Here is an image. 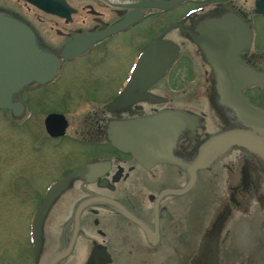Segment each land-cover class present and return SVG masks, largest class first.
I'll return each instance as SVG.
<instances>
[{"label": "flooded vegetation", "instance_id": "1", "mask_svg": "<svg viewBox=\"0 0 264 264\" xmlns=\"http://www.w3.org/2000/svg\"><path fill=\"white\" fill-rule=\"evenodd\" d=\"M43 2L44 7L30 0H0V9L31 26L43 42L57 52L62 61L58 80L67 72L68 82L74 78L77 84L81 82L79 89L67 86L64 97L71 98L79 94L75 90H85L83 95L88 99L104 100L100 111L89 113V117L85 115L81 128L70 135L69 140L73 142L66 140L70 127L67 114L68 124L62 136H50L45 124L44 131L47 137L73 145L81 153L88 151L82 163L68 173L97 159H111L112 166L94 182L75 180L59 196L55 218L51 217L50 224L48 218L46 220L44 230L47 231L48 224L50 232L48 235L47 231L48 238L37 264H47L57 251L70 247L76 222L71 208L78 205L83 210L81 221L79 219L80 233L70 252L56 264H90L89 260L94 257H99L102 264H209V260L215 258L211 264H264V157L241 145L231 146L209 166L198 170L193 188L179 192L177 190L185 187L188 180L184 169L169 162L146 166L132 154L115 148L107 138V126L116 118L107 103L121 93L152 44L158 38L169 40V37L178 45V53L167 66L165 75L157 81L153 93L168 100L147 104L142 115L179 106L195 108L210 122L212 131L217 132L227 117L225 109L218 111L214 105L216 75L194 37L202 35L206 24L223 25L227 19L240 24L244 21L251 43L237 56L247 67L264 72V44L259 40L258 30V25L264 21V6H259L258 0H254L250 9L242 7L239 0ZM153 2L160 6H153ZM176 23L182 26L175 27ZM76 42L81 44L74 46ZM73 46L74 54L66 55L65 51ZM181 64H193L203 72L193 70L181 88L172 87L171 74ZM110 66L125 67L119 81L121 85L114 86L112 93L105 83L111 76L107 72ZM85 67L90 68L85 71L88 73L80 74L79 70ZM94 75L97 81L90 83L89 89ZM161 80L165 81L164 86L160 85ZM199 85L203 90L196 100L191 99L196 103L204 100L205 110L189 106V98L183 103L173 102L172 96ZM32 92L27 88L20 94L26 113L31 111ZM243 93L253 105L264 109V85L251 84ZM138 105H132L133 115ZM65 111H48L45 116L51 112L65 114ZM205 128L206 125L196 127L194 133L182 136L177 142V154L190 160L196 158L200 138H195ZM208 132L211 130L204 132L206 137ZM214 182L218 183L213 186ZM46 191L45 188L44 194ZM55 222L59 224L52 226ZM216 227L220 228V234L214 237ZM206 240L210 246L217 247V252L208 257L204 247ZM103 249L109 254L108 260L100 258Z\"/></svg>", "mask_w": 264, "mask_h": 264}, {"label": "water", "instance_id": "2", "mask_svg": "<svg viewBox=\"0 0 264 264\" xmlns=\"http://www.w3.org/2000/svg\"><path fill=\"white\" fill-rule=\"evenodd\" d=\"M151 4L160 6L157 2ZM226 22L228 24H206L202 35L194 38L216 75L214 105L218 111L225 109L223 112L227 118L239 116V123H233V127L238 124L240 127L210 134L205 142H201L203 137L196 136L195 139L200 138L198 153L196 158L190 160L177 154V142L186 133H194L196 127L207 126L209 122L202 120L199 115L181 109L165 108L152 116L142 115L138 119L122 120L123 112L132 109V105L140 99L152 102L168 100L146 92L149 86L163 77L167 66L178 53V45L163 38H158L145 53L140 64L142 66L137 68L128 88L107 106L116 117L107 126V138L113 146L131 153L146 166L169 162L182 167L188 174V182L184 188L177 190L179 192L191 189L197 181L198 170L209 166L233 145H241L253 154L264 157V109L250 104L242 94V89L246 86L264 85V72L247 67L237 56L238 52L251 43L248 25L244 21L240 24L227 19ZM176 26L182 25L176 23ZM60 65V56L43 44L29 25L10 12L0 9V108L7 107L15 115L21 116L25 111V104L20 99L19 92L34 83L44 84L50 81L59 72ZM234 110L236 114H229V111ZM66 121L63 114L49 115L46 119L49 133L53 136L64 133ZM111 166V159H97L63 176L51 186L34 218L33 243L36 258L43 250L44 220L59 196L75 180L94 182ZM126 214L130 215L128 212ZM75 235L76 232L73 240ZM70 247L55 256L49 264H55L65 257ZM213 261L216 258L210 259L209 264Z\"/></svg>", "mask_w": 264, "mask_h": 264}, {"label": "rangeland", "instance_id": "3", "mask_svg": "<svg viewBox=\"0 0 264 264\" xmlns=\"http://www.w3.org/2000/svg\"><path fill=\"white\" fill-rule=\"evenodd\" d=\"M239 2L242 7L250 9L253 7L254 0H239ZM258 30H260L259 40L264 44V21L258 25ZM124 68V66L108 67L107 72H110L111 76L105 83L109 86L111 93L114 91V86L121 85L119 81ZM88 69L90 68L85 67L79 70V73H88L85 72ZM193 70L203 72L193 64L189 66L181 64L173 70L172 87L181 88L182 83L189 79ZM65 74L62 79L46 86L40 85L30 89L33 90L29 99L31 114L27 113L26 124H24L25 120L15 121L13 124L9 113L0 110V264H33L29 241L28 219L32 214L30 212L36 208L38 201L42 198L43 188L46 186L48 189L52 183H49L50 181L57 180L68 173L74 166L82 163L83 157L88 154V151L86 154L81 153L77 147L68 146L64 141L61 143L62 141L47 137L44 131L46 112L66 110L70 119L67 132L69 137L66 140L71 143L73 141L69 140L70 135L81 128L85 115L89 117V113L100 111L103 107V99H88L89 97L83 95L85 90L84 92L75 90L79 94L71 98L64 97V89L67 86L71 89L75 87L79 89L81 84V82L77 84L75 78L68 82L67 72ZM96 81L95 75L90 78L89 89L90 83ZM164 84L165 81L161 80L160 85L164 86ZM203 88L201 85L191 86L184 93L172 96L173 102L183 103L186 98H189V106H198L205 110L204 100H199L197 103L193 101L197 99ZM217 183L214 182L213 186ZM58 207L59 205H56L49 216L48 224L51 222V217L55 218L54 214H57ZM48 224L49 235L50 225Z\"/></svg>", "mask_w": 264, "mask_h": 264}, {"label": "bare ground", "instance_id": "4", "mask_svg": "<svg viewBox=\"0 0 264 264\" xmlns=\"http://www.w3.org/2000/svg\"><path fill=\"white\" fill-rule=\"evenodd\" d=\"M240 9V8H239ZM234 11H236L235 9H233V12ZM239 12H241V11H239ZM243 14H240V18L241 19H243ZM103 34L104 33H98V35L99 36H103ZM105 35V34H104ZM40 37V36H39ZM40 39H41V41L43 42V38H41L40 37ZM169 40H170V37H169ZM183 42L185 43V44H187L188 43V41L187 40H184L183 39ZM44 43V42H43ZM142 66V65H141ZM140 66V67H141ZM156 85H157V82H155V83H153L151 86H149L147 89H146V92H148V93H154V90H155V88H156ZM139 103V105L137 106V110H136V113H135V115H133L132 114V109L130 108L129 110H126V111H124V112H126V114L125 115H121V118H122V120H127L128 121V118H127V114L129 115V116H131L132 118L131 119H138L139 117H143L142 116V113L145 111V108L147 107V104H155L156 102H152V101H150V100H147V99H140V101H138V102H136L135 104H138ZM190 107H185V106H179V107H172V109H181V110H184V111H190V112H192V113H195L196 115H199L200 117H201V119L202 120H205L204 118V116L202 115V113L201 112H197L196 110L197 109H195V108H190ZM4 111H5V113H9V115H10V117H11V119H12V121H13V124H14V122L15 121H18L19 119H22V118H24L25 117V111L22 113V115L21 116H17V115H15L14 114V112H13V110L12 109H9V108H7V107H4V108H2ZM233 109V108H232ZM161 111V110H160ZM158 113V112H157ZM138 114L140 115V116H138ZM156 113H154V114H149V115H146V116H152V115H155ZM229 114H236V112H235V110L234 111H229ZM204 117V118H203ZM207 121V120H206ZM207 122H209V121H207ZM224 125H221V126H219L218 127V129H217V132L218 133H220V132H223V131H226V130H229V129H232V128H238V127H240L239 126V124L238 125H236V126H234L233 127V123H239V116H231V117H229V118H226L225 120H224ZM207 130H211V132H208V134H207V136L208 135H210V134H215V133H217V132H213L212 130H213V128L211 127V125H210V122L207 124V126H206V128L205 129H203V131L204 132H207ZM204 132H201L199 135H198V137H203L202 138V140H201V142L203 141V142H205V139L207 138L206 137V134L204 133ZM182 168V167H181ZM183 169V168H182ZM45 188H46V186L44 187V190H45ZM44 190H43V192H44ZM43 194L44 193H42V196H43ZM61 196V195H60ZM55 204H56V202L54 203V205L51 207V209L49 210V212H48V214H47V216H46V218H45V220H44V227H45V225H46V220H47V218L49 219V215L51 214V210L53 209V207H55ZM76 206H73L72 208H71V214H73L74 213V215H75V219H76V222H75V227H74V230H73V233H72V238H71V243H72V245H73V243L75 242V239H76V237H77V233L79 234L80 233V224H79V219H80V221H81V219H82V217H81V213H82V211L83 210H81V208H82V206H80V205H78L76 208H75ZM100 213H102V211L100 210V208H98L97 209ZM33 211V210H32ZM32 211L30 212V213H32ZM62 211L63 210H61V213H62ZM68 213V212H67ZM96 214V213H95ZM31 215V214H30ZM30 215H29V218H30ZM136 219H137V217H136ZM28 223H29V219H28ZM59 223L58 222H55V223H53L52 224V226H54V225H58ZM77 229V230H76ZM75 232H76V235H75V238H74V240H73V237H74V234H75ZM218 233L220 234V228L219 227H216L215 228V233H214V237H216L217 235H218ZM46 238H48V236H47V231H46V229L44 230V245H45V241H46ZM44 245H43V247H44ZM72 245L70 244V250H71V248H72ZM204 245H205V247L207 248V250L205 251V255L208 257V256H210V255H212L214 252H217V247H216V245H211L210 246V243L208 242V240H206L205 242H204ZM203 248V247H202ZM68 249V248H67ZM67 249H65V250H67ZM65 250H60V251H57L55 254H54V256H52V258L49 260V262L47 263V264H49L54 258H55V256H57L59 253H61V252H64ZM70 252V251H69ZM100 258H103V259H105V260H108L110 257H109V254L106 252V250L105 249H103V250H101L100 251ZM59 260H57L56 261V263L58 262ZM96 262H97V264H102V261H100L99 260V257H94V258H92V259H90L89 260V263L90 264H96ZM98 262H100V263H98ZM105 262V261H104ZM108 262V261H107ZM55 263V264H56Z\"/></svg>", "mask_w": 264, "mask_h": 264}]
</instances>
